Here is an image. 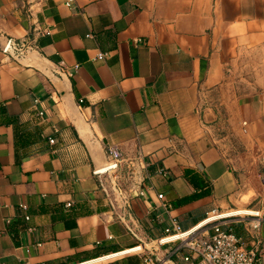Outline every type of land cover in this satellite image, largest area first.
Returning <instances> with one entry per match:
<instances>
[{"label":"crops","instance_id":"obj_1","mask_svg":"<svg viewBox=\"0 0 264 264\" xmlns=\"http://www.w3.org/2000/svg\"><path fill=\"white\" fill-rule=\"evenodd\" d=\"M5 37L51 70L0 48V264H206L158 240L212 210L264 264V0H0Z\"/></svg>","mask_w":264,"mask_h":264},{"label":"built area","instance_id":"obj_2","mask_svg":"<svg viewBox=\"0 0 264 264\" xmlns=\"http://www.w3.org/2000/svg\"><path fill=\"white\" fill-rule=\"evenodd\" d=\"M1 49L18 61L15 56L24 57L31 50L36 49V47L28 44L25 40H15L9 37L6 46ZM107 55V52L99 51L92 59L104 60ZM43 113V111L39 112L41 116ZM50 141L54 143L55 140L50 139ZM125 200L126 205H128L126 198ZM234 213L235 212L220 213L217 212V210H212L196 228L189 231H178L176 233L173 232V229H179L180 226L174 218L172 226H166L164 230L165 234L158 240V244H164L178 236H186L187 239H185L184 243L185 247L190 252L188 255L184 256L186 261L200 258L206 264H254L256 260L255 252L245 246L243 238L232 228L224 227L222 221H220ZM7 220L10 221L9 218ZM209 226H211V228H207ZM147 249L149 248H147L144 243H139L118 254L132 252L143 253ZM152 256L153 254L150 251L147 261L151 262L153 260ZM107 257L109 256H103L102 259Z\"/></svg>","mask_w":264,"mask_h":264},{"label":"water","instance_id":"obj_3","mask_svg":"<svg viewBox=\"0 0 264 264\" xmlns=\"http://www.w3.org/2000/svg\"><path fill=\"white\" fill-rule=\"evenodd\" d=\"M8 38L9 37H5V38H3V40L0 41V48H4L6 46L7 41H8ZM36 53H38V52H37L36 49H34V50H31L24 57H17V56H15V58L18 60V62H20L22 64L23 63L25 64V62H26L28 64L36 65V66H38V68L42 67L43 69H45L44 70L45 74H48V76H49L50 70H51L50 69V65L47 64V63H45V62H43V61H41V60H39V57L36 55ZM55 85H56V87L59 90V92H60L61 95H66L65 94L66 93L65 92V89H64V87L62 88V86L60 84V81H56L55 82ZM105 163H106V167L108 166V168H112V164H109V162H107V160H105Z\"/></svg>","mask_w":264,"mask_h":264},{"label":"trees","instance_id":"obj_4","mask_svg":"<svg viewBox=\"0 0 264 264\" xmlns=\"http://www.w3.org/2000/svg\"><path fill=\"white\" fill-rule=\"evenodd\" d=\"M189 173H191L190 170H188V171L186 172V174H189ZM205 192H207V191H204V192H201V193H198V194H194V195L192 196V198H195V197H198V196H200V195H203Z\"/></svg>","mask_w":264,"mask_h":264},{"label":"bare ground","instance_id":"obj_5","mask_svg":"<svg viewBox=\"0 0 264 264\" xmlns=\"http://www.w3.org/2000/svg\"><path fill=\"white\" fill-rule=\"evenodd\" d=\"M107 168H108V166L106 167V165H105V166L101 167V169L99 171L100 172H105V171H107Z\"/></svg>","mask_w":264,"mask_h":264},{"label":"rangeland","instance_id":"obj_6","mask_svg":"<svg viewBox=\"0 0 264 264\" xmlns=\"http://www.w3.org/2000/svg\"><path fill=\"white\" fill-rule=\"evenodd\" d=\"M111 164H113V163H111Z\"/></svg>","mask_w":264,"mask_h":264}]
</instances>
